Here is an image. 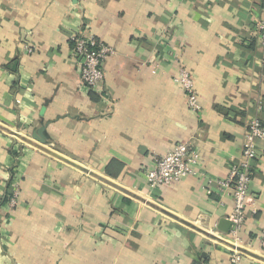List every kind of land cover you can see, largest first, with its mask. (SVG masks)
Returning <instances> with one entry per match:
<instances>
[{
	"label": "crops",
	"instance_id": "1",
	"mask_svg": "<svg viewBox=\"0 0 264 264\" xmlns=\"http://www.w3.org/2000/svg\"><path fill=\"white\" fill-rule=\"evenodd\" d=\"M262 2L0 0V264H233V241L264 264V141L238 238L218 228L235 210L219 180L264 124ZM80 34L114 50L100 89L82 82ZM179 142L202 174L152 188L146 170Z\"/></svg>",
	"mask_w": 264,
	"mask_h": 264
},
{
	"label": "built area",
	"instance_id": "2",
	"mask_svg": "<svg viewBox=\"0 0 264 264\" xmlns=\"http://www.w3.org/2000/svg\"><path fill=\"white\" fill-rule=\"evenodd\" d=\"M263 15L257 19L256 29L260 35V43L264 55V0L262 2ZM74 55L77 60L83 84L89 89H100L105 80L104 61L113 53L112 47L100 42L93 35L80 34L74 37ZM264 60V59H263ZM175 79L181 83L188 96L189 107L192 111L200 108L198 94L194 87L193 78L188 70L182 68ZM245 144L242 156L237 163L230 167L228 176L219 180L221 189L232 191L235 200L233 224L230 227L231 237L236 240L245 221L246 209L251 202L250 185L253 178L254 161L258 157L257 142L264 141V124L258 116L250 119L247 126ZM202 158L199 152L193 149L188 142L176 143L165 155L155 159L152 167L146 170V177L152 188L170 185L189 177H199ZM11 202L15 203L14 196L18 188L14 189ZM211 192V190H208ZM264 247V233L260 236ZM231 261L241 264L243 253L237 241H233Z\"/></svg>",
	"mask_w": 264,
	"mask_h": 264
},
{
	"label": "water",
	"instance_id": "3",
	"mask_svg": "<svg viewBox=\"0 0 264 264\" xmlns=\"http://www.w3.org/2000/svg\"><path fill=\"white\" fill-rule=\"evenodd\" d=\"M33 138H35V139L41 141L42 143L44 142V139L39 138V137L37 136V133H34ZM27 141L30 142V143H33V142H32L31 140H29V139H27ZM34 144L37 145V146H39V144H37V143H34ZM39 147L45 149L46 151H48L49 153L55 155V156L58 157V158H60V159H62V160H64V161H66V162H68V163H70V164H72V165H74V166H76V167L83 168L84 170L87 171V169H86L85 167L79 165L78 163L72 161L71 159H68V158L62 156V155L59 154V153H57V152H55V151H53V150L47 149V148H45V147H43V146H39ZM232 224H233V220H230V219H228V218H222V219L220 220V223H219V225H218V228H219L220 230H222V231L228 232V231L230 230V227H231ZM231 245L234 246L232 243H231ZM239 249L241 250L242 248L239 246Z\"/></svg>",
	"mask_w": 264,
	"mask_h": 264
},
{
	"label": "trees",
	"instance_id": "4",
	"mask_svg": "<svg viewBox=\"0 0 264 264\" xmlns=\"http://www.w3.org/2000/svg\"><path fill=\"white\" fill-rule=\"evenodd\" d=\"M109 172L111 173V174H114V172H112V170L110 169L109 170ZM115 175V174H114ZM10 193V190L8 191V194ZM10 196H11V193L9 194ZM6 196V198H5V200H7V199H9L10 198V196Z\"/></svg>",
	"mask_w": 264,
	"mask_h": 264
},
{
	"label": "rangeland",
	"instance_id": "5",
	"mask_svg": "<svg viewBox=\"0 0 264 264\" xmlns=\"http://www.w3.org/2000/svg\"><path fill=\"white\" fill-rule=\"evenodd\" d=\"M12 185H13V189H15L16 187L18 188L17 184H12ZM14 191H13V193H14ZM17 193H18V191H17Z\"/></svg>",
	"mask_w": 264,
	"mask_h": 264
}]
</instances>
